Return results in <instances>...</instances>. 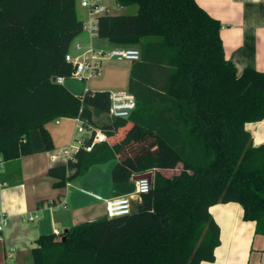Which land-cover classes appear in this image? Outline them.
<instances>
[{
	"label": "trees",
	"instance_id": "trees-1",
	"mask_svg": "<svg viewBox=\"0 0 264 264\" xmlns=\"http://www.w3.org/2000/svg\"><path fill=\"white\" fill-rule=\"evenodd\" d=\"M116 1L138 8L97 19L100 39L141 51L128 90L137 109L126 120L109 116L110 92L77 97L57 83L72 76L66 57L85 29L77 0H0L3 161L13 166L53 151L46 126L58 119H79L91 130L95 117L105 115L108 123L99 129L108 140L128 128L124 138L51 168L55 187L64 189L113 160L114 197L134 193V179L153 174L151 192L132 214L41 236L32 250L34 264L214 262L221 243L212 206L241 204L244 219L256 222V233L264 236V145L255 147L246 129L264 120V72L247 68L238 76L226 58L220 22L196 0ZM20 177V169L12 170L3 181Z\"/></svg>",
	"mask_w": 264,
	"mask_h": 264
},
{
	"label": "crops",
	"instance_id": "crops-1",
	"mask_svg": "<svg viewBox=\"0 0 264 264\" xmlns=\"http://www.w3.org/2000/svg\"><path fill=\"white\" fill-rule=\"evenodd\" d=\"M196 2L212 18L220 22L222 26L220 35L226 58L234 64L238 76L247 68L264 72V0H196ZM113 3L114 6H111ZM106 7L109 10L108 15L112 16L134 14L138 10L136 6L121 7L116 0L107 2ZM77 12L84 22L85 29L73 42L70 49L72 55L79 54L78 47H81V51L90 48L94 50L119 48L110 41L100 39L98 36L93 37L89 29L95 19L91 18L87 11L84 13L77 9ZM129 48L139 49L137 46ZM132 68L133 63L128 62L126 64L128 83L123 90H91L87 85L80 88L79 85L70 82L71 78H66L63 85L77 97H84L87 91L105 90L110 93L128 91ZM94 121L96 124L93 129L88 130L79 119H58L52 122L53 128H49L52 123L46 126L54 142L53 151L28 155L23 157L18 165L15 163L13 166L6 164L0 157V214L9 219L8 227L2 234L3 240H0V264H7L9 249L16 250L17 264H34L32 250L37 247V241L41 236L59 235L75 226L108 217L106 201L114 198L112 172L117 160L92 167L87 173L73 178L64 189L56 188L58 180L48 174L51 168L67 165L69 161L76 163V156L82 150L77 140L90 144L92 130L101 131L100 126L108 123V118L105 115L96 116ZM80 127L84 132H79ZM246 129L251 133L255 147L264 145V120L248 123ZM127 130L128 128L120 131L107 143L114 145L119 142ZM78 133L85 136L77 137ZM19 169L21 177L15 183L3 181L4 174L12 170L17 172ZM161 172L165 175L170 173L164 170ZM73 173L75 171H70L68 175L71 176ZM62 193L63 196L59 197ZM131 195L135 207L141 202V197L134 193ZM61 203L66 206H60ZM210 213L220 226L221 244L215 250V261L202 264H264V236L256 233V222L244 219L241 204L235 202L217 204L210 208ZM31 216H37V219L30 222Z\"/></svg>",
	"mask_w": 264,
	"mask_h": 264
},
{
	"label": "built area",
	"instance_id": "built-area-1",
	"mask_svg": "<svg viewBox=\"0 0 264 264\" xmlns=\"http://www.w3.org/2000/svg\"><path fill=\"white\" fill-rule=\"evenodd\" d=\"M81 6L86 9L89 16L95 19V22L90 26V33L94 37L98 36V17L107 15L108 8L102 4L101 0H81ZM79 54L67 55V62L71 63L74 67V72L70 77L73 80L79 82H86L92 78L101 74L103 64L110 61L117 63L130 62L135 63L141 59V51L134 48H113L109 50H94L90 48L86 51H81V47H78ZM66 78L59 77L57 83L63 85ZM111 105L109 108V116L113 119H129L133 112L137 109L136 96L130 91H120L110 93ZM81 121V120H80ZM82 122V121H81ZM83 124V122H82ZM79 132H84L82 127L79 128ZM92 143L86 144L83 140H77L81 144L82 150L85 152H92L96 144L106 143L107 136L99 131L92 130L91 132ZM69 185V184H68ZM153 182L149 179H142L136 181V189L134 195L142 196L151 192ZM62 207L66 205L61 203ZM107 216L109 218L124 217L132 214L133 202L132 195H125L114 197L106 201ZM37 219V216H31L29 221L32 222ZM9 219L3 214H0V240H3L2 234L8 227ZM16 250L9 249L7 253V264L16 263Z\"/></svg>",
	"mask_w": 264,
	"mask_h": 264
},
{
	"label": "rangeland",
	"instance_id": "rangeland-1",
	"mask_svg": "<svg viewBox=\"0 0 264 264\" xmlns=\"http://www.w3.org/2000/svg\"><path fill=\"white\" fill-rule=\"evenodd\" d=\"M111 1L112 0H101V2H103L102 4H105L106 6H107V2H111ZM111 6H114V3L113 5L111 4ZM77 9H79L80 12L86 13V9L81 6V0H77ZM121 15H125V14H121ZM127 63L128 62L117 63L115 61L106 62L103 64L101 74L98 75L97 77L92 78L86 82H79L73 79L70 82L79 85L80 88H82V86L85 87V85H87L91 90L105 89L110 91H116V90L126 89L128 83L126 77L127 75L126 73L128 70L126 69ZM53 127H54L53 123L49 125L50 129ZM79 136H85V134L78 133L77 137Z\"/></svg>",
	"mask_w": 264,
	"mask_h": 264
},
{
	"label": "water",
	"instance_id": "water-1",
	"mask_svg": "<svg viewBox=\"0 0 264 264\" xmlns=\"http://www.w3.org/2000/svg\"><path fill=\"white\" fill-rule=\"evenodd\" d=\"M149 179L151 182H153V176L152 174H147V175H143V176H139V177H136L134 180L135 181H139V180H142V179ZM66 232H68V230H66Z\"/></svg>",
	"mask_w": 264,
	"mask_h": 264
}]
</instances>
